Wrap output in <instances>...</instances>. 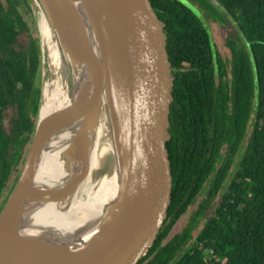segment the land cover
<instances>
[{"label":"water","instance_id":"1","mask_svg":"<svg viewBox=\"0 0 264 264\" xmlns=\"http://www.w3.org/2000/svg\"><path fill=\"white\" fill-rule=\"evenodd\" d=\"M27 1L39 29V97L0 207V264H128L164 198L173 87L164 26L149 0ZM54 83L63 97L45 105ZM48 102L62 104L46 112ZM63 132L67 144L51 142ZM84 197L89 206L78 205Z\"/></svg>","mask_w":264,"mask_h":264},{"label":"trees","instance_id":"2","mask_svg":"<svg viewBox=\"0 0 264 264\" xmlns=\"http://www.w3.org/2000/svg\"><path fill=\"white\" fill-rule=\"evenodd\" d=\"M6 1L7 5L0 1V207L32 134L40 63L36 41L29 36L27 42L19 39L27 28L11 0ZM149 1L164 26L170 68L177 70L172 97L185 116L178 132L168 128L164 198L128 264H264V0H192L236 39L227 38L229 79L224 81L226 64L187 8L188 1ZM184 65L190 73H180ZM214 65L220 71L222 143L231 152L216 172L208 157L207 128L199 121L202 113L195 114L191 102L193 91H198V101L203 88L208 93ZM174 107H169V125ZM238 149L234 169L228 172ZM207 180L187 226L164 242Z\"/></svg>","mask_w":264,"mask_h":264},{"label":"flooded vegetation","instance_id":"3","mask_svg":"<svg viewBox=\"0 0 264 264\" xmlns=\"http://www.w3.org/2000/svg\"><path fill=\"white\" fill-rule=\"evenodd\" d=\"M3 1H4V4L7 5V1L6 0H3ZM15 1L16 0H11L10 2L12 4H14ZM21 1H23V0H21ZM214 47H215V45H214ZM216 52H217V50H216ZM217 54H218V52H217ZM219 58H220V56H219ZM221 61H222V59H221ZM184 67H185V69L179 70L180 73L181 72L190 73L191 69L190 68L186 69L187 68L186 65H184ZM215 68H216L215 65L211 66V74H213V83L211 84L212 86H208V84H207V86L209 88L208 93L206 92L207 89L203 88L204 90L201 93V100L198 101L196 98L198 91H196V93L193 91V96H194L195 101L191 100V102L194 105H196L195 114L199 115L200 112L202 113V117L200 118L199 121L204 123L205 128H207V134L208 135H207L206 146L208 148V157L213 158L212 166L214 167V169L212 172H216L220 167H222V165L224 164V159L227 157V154H229V155L231 154L229 147H228V144L222 143L223 117H222V104L220 102V99H221L220 95L222 94V91H221L220 82L218 80L220 71H217V69L215 71ZM170 72H171V76L173 77V81H174L175 73L177 72V70H172L170 68ZM227 75H228V78L226 77ZM228 79H229V69L226 68V75L221 77V81L228 80ZM208 95H209V97H208ZM172 103L175 104V107L171 108L170 125L168 126V128L170 127L173 130V132H178V129L181 128L180 124L182 123V119L184 118L185 114L182 111L179 102H175L173 97H172V101L170 103V106L172 105ZM169 138H170V135H169ZM239 152H240V149H238L237 152L233 153L234 155L231 159L230 166L228 168V172H232V170L234 169L235 160H236V157L238 156ZM17 174H16V176H17ZM11 176H14V173H12ZM10 189H11V187H10ZM213 202H215V200ZM213 202H211L210 209L207 210L206 213L208 211H211V209L213 207V205H212ZM209 213L210 212H208V214ZM189 245H190V243L185 247H188Z\"/></svg>","mask_w":264,"mask_h":264},{"label":"rangeland","instance_id":"4","mask_svg":"<svg viewBox=\"0 0 264 264\" xmlns=\"http://www.w3.org/2000/svg\"><path fill=\"white\" fill-rule=\"evenodd\" d=\"M181 2H184V0H180ZM188 3H186L187 8L191 12V14L197 19L198 23L207 30L210 40L215 45V48L222 59V61L226 64V68L229 69L228 62L230 59V51L227 48L226 42L227 38L231 37L232 40H235V37L233 33L229 30L228 27L223 26L219 24L218 22H215L211 19H208L203 13L199 7H196V4L192 3V0H187ZM1 2L4 5V1L1 0ZM185 3V2H184ZM13 5V8L17 11V13L20 16L21 21L25 24L27 28V32L23 33L22 36L19 37L22 41L25 40L27 42V37L33 38L37 44H39V34H38V25L36 20V13L34 6L30 5L27 0H16ZM228 74V73H227ZM228 78V75L226 76ZM10 110H7L9 112ZM15 175L11 176L8 182V186L11 187L15 182ZM208 185V180L204 183L203 187L201 188L200 192L195 197L193 203L187 211L180 217V219L175 223V225L172 227L168 237L164 242H166L168 239H170L174 234H178L182 231L185 226H187L189 219L191 215L193 214L194 210L196 209L198 203L203 198L206 187ZM7 193L4 195V199L6 198ZM217 201V200H216ZM215 201V202H216ZM215 202L212 203V205H215ZM211 212V211H208ZM208 212L206 214H208ZM201 227V224L196 227L198 230ZM195 229V230H196ZM196 232V231H195ZM193 233V236L195 234ZM208 253H206L207 255Z\"/></svg>","mask_w":264,"mask_h":264},{"label":"bare ground","instance_id":"5","mask_svg":"<svg viewBox=\"0 0 264 264\" xmlns=\"http://www.w3.org/2000/svg\"><path fill=\"white\" fill-rule=\"evenodd\" d=\"M38 22H39V27H40V30H41V32L42 33H44L45 35L46 34H48V32H47V24H46V22H45V19H44V17L43 16H41L40 15V13H38ZM89 40H90V44H91V47H92V49H93V51L95 52V50H96V48H95V41H94V38H93V36L89 33ZM50 52H51V54H54L55 53V48H54V46L52 45V44H50ZM45 105H46V102H47V100H46V96L49 98V96L51 95V98L52 99H50L49 100V102H54V101H51V100H55V98H57V97H59V98H62L63 96H62V89H61V85L60 84H58V83H54L51 87H48V85H46V87H45ZM47 103L48 105V109L46 110V112H49V111H55V110H57V109H59L60 108V106H61V104L62 103H60V104H55V105H53V104H51V103ZM98 137V136H97ZM68 138H69V135L67 134V132H63V133H61V134H58L57 136H55L52 140H51V142L52 143H56L57 141H58V144H62V143H66L67 144V140H68ZM103 145L102 144H100L99 145V142H98V139L96 138V140H95V145H94V148H97L98 149V151H99V149L102 147ZM100 152V151H99ZM101 153V152H100ZM99 154V153H98ZM92 165H94V158H93V160H92V162H91V166ZM49 179V178H48ZM42 185H49V186H51V183H48V184H42ZM109 184L108 183H106L105 185H104V187H100L101 188V190H102V192H101V196H103V195H105L106 193H108V191H107V186H108ZM88 189H89V187H88ZM85 190V188L83 189V191ZM89 190H91V188L89 189ZM82 191V192H83ZM107 191V192H106ZM84 192H88V190H85ZM89 193V192H88ZM88 195V194H87ZM92 197H87V198H80V203L78 204V205H81V206H84V205H90L91 204V202H92ZM66 224L69 226V228H72L73 226H75V224H73V223H70V222H68L67 221V219H66Z\"/></svg>","mask_w":264,"mask_h":264}]
</instances>
